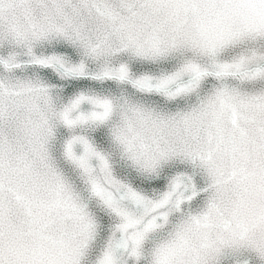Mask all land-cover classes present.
I'll return each mask as SVG.
<instances>
[{"label": "snow or ice", "instance_id": "6c2138e0", "mask_svg": "<svg viewBox=\"0 0 264 264\" xmlns=\"http://www.w3.org/2000/svg\"><path fill=\"white\" fill-rule=\"evenodd\" d=\"M0 264H264V0H0Z\"/></svg>", "mask_w": 264, "mask_h": 264}]
</instances>
